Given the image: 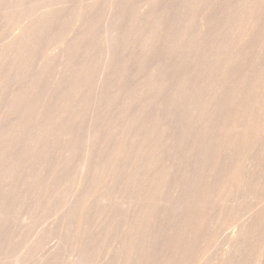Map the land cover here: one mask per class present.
Masks as SVG:
<instances>
[{
	"label": "bare ground",
	"instance_id": "1",
	"mask_svg": "<svg viewBox=\"0 0 264 264\" xmlns=\"http://www.w3.org/2000/svg\"><path fill=\"white\" fill-rule=\"evenodd\" d=\"M69 1L0 0L13 30L0 45V246L30 195L34 264H196L218 216L264 186V0ZM240 207L218 264H255L264 248V210ZM72 232L67 260L46 249Z\"/></svg>",
	"mask_w": 264,
	"mask_h": 264
},
{
	"label": "rangeland",
	"instance_id": "2",
	"mask_svg": "<svg viewBox=\"0 0 264 264\" xmlns=\"http://www.w3.org/2000/svg\"><path fill=\"white\" fill-rule=\"evenodd\" d=\"M86 0H70L69 1V5L68 6H70L71 8H74V7H76V5H79L80 3H83V2H85ZM104 0H101V3L103 2ZM102 5V4H101ZM101 11L98 13V16L100 17L101 15ZM12 28H11V25H10V23H9V19H8V10L5 8V7H2V6H0V45L3 43V42H6L8 39H10V37L12 36ZM52 50V49H51ZM49 51H50V49H49ZM79 142H78V145L80 146V144H81V140H80V138H79V140H78ZM262 144V143H261ZM76 153V154H75ZM78 153H80V154H78ZM74 156H72V158H71V162L69 163V173H68V177H67V179H66V181L65 182H68V183H70L71 185L73 184V186H69V184H67L66 183V185H67V187L69 188V189H72V190H68V188L66 187V189L67 190H65V187L63 186V188H64V190L62 189L61 190V192H60V194L61 195H63V196H65L64 194H62V192L63 193H65L64 191H66V196L65 197H67L69 194L68 193H73L72 191L74 190V188H72V187H74V183H72V178H74V177H72V176H75V175H73L74 173L76 174L77 173V171L79 170L78 168H80L78 165H80L81 164V161H82V153H81V147H78L77 149H76V151L74 152V154H73ZM76 155V156H75ZM81 156V157H80ZM77 157H79V158H77ZM76 159V160H75ZM79 159V160H78ZM78 161V162H77ZM261 162V161H260ZM260 162H258V165L256 164V168L259 166V164L261 165L262 164V162L260 163ZM264 162V161H263ZM72 166V167H71ZM78 166V167H77ZM77 169V170H76ZM262 170V172L260 171H258V170ZM257 171V172H256ZM71 172H72V174H71ZM255 172H256V174L258 173L260 176L263 174V164H262V167L261 166H259V168H257L256 170H255ZM261 173V174H260ZM257 174V178H256V176H254V180H255V182L257 181V184H255V185H258V182H259V175ZM69 176H71L70 178H69ZM69 180H71V182H69ZM109 180V181H108ZM107 181H106V183L104 184V185H106L107 184V186H103V187H101V190H99V191H105V188H109V187H111L112 186V184H113V181L109 178ZM110 180H111V182H110ZM74 181V180H73ZM253 183H254V181H252ZM110 183H111V186H109L110 185ZM261 184V183H260ZM261 187H262V185H260ZM259 185L257 186V187H260ZM256 186H253V188H254V190H253V192H255L254 194H253V192H252V190H251V192H249V194H246L247 196H243V198L241 199V203L237 206H235L234 208V210L236 211V212H234L233 211V208L232 209H230L231 211H233V212H231L230 210H227V212L225 211V216L224 215H222V216H224V218L221 216V215H219L218 216V218L216 219V223H218V224H215L216 226L215 227H218L217 225H219V227H222V228H220L221 229V233H219V234H221V235H219V234H216L217 232H219L218 231V228H215V227H212L213 229H208L207 231H206V234H205V237L203 236V238H202V242L200 241V244L198 243V245L195 247V250H196V248H197V250H199L200 248H201V250H199V251H201L200 252V255H201V253H202V256H201V258L199 257V261L196 263V264H202L201 262H204L205 260H207V261H205L203 264H218L220 261H217L218 260V258H219V260H220V256L218 255L219 253L217 252V251H220V250H222V247H223V244L225 243V245L227 246V244H226V241H223L224 239H225V236H227V233L229 234V235H231L232 233H233V231L235 230V223H233L234 221L233 220H235L236 219V217L234 216H232L233 214L234 215H236L235 213H238V211L237 210H239L238 208H239V206L241 205V207H240V209L241 210H243L242 212H244V211H246L247 209H249L250 207H252V206H254V209L256 208L257 209V207H259V208H262V210H264V204H262V203H264V201L263 202H261L262 200H264V197H262V196H264V186L261 188H257ZM259 190H257V189ZM256 189V190H255ZM261 191V192H260ZM258 192V193H257ZM252 195H251V194ZM260 193V194H259ZM262 193H263V195H262ZM259 194V195H258ZM254 195H255V198H254ZM257 195V196H256ZM27 196L29 197V199L27 198ZM70 196V195H69ZM249 196H253L252 198H250ZM60 197H62V196H60ZM258 197V198H257ZM259 197L261 198V200H258L259 199ZM245 198H247V200L245 199ZM27 199V202H28V200H29V203H27L26 204V202H25V200ZM24 200V201H23ZM31 200H33V198H31V196L30 195H26L25 197H24V199H22L21 201L19 200L18 202H20V206H21V203L23 204L24 202V204H23V206H21V207H19V205H18V207H16V205H15V203L16 204H19V203H17V202H15L14 203V206L17 208L16 209V211H14L13 212V209L15 210V207L13 206V208L11 209L12 210V212H13V214H12V212H11V214H9L10 216L8 217V219H13V220H15V221H11V220H7V222H6V226L5 227H7V225H8V223H9V225H8V227L6 228V230L8 229L9 230V227L11 228V230L9 231V232H6V234L8 235V236H6V234H5V238H4V241H5V243L3 242V244H2V246H0V264H34V263H36L37 262V259H38V256L37 255H40V253H38V252H34V250H32V251H30L31 249H32V247L30 248V246H31V244H32V241H33V239H34V234H35V231H36V225H35V217H36V213H34L35 212V210L33 209L34 207H35V204H34V207L32 208L31 207V205L33 206V204H32V202H35L34 200L31 202ZM65 200H66V198H65ZM251 200H253V201H251ZM23 201V202H22ZM56 201H59L60 202V204H56L57 202H55V204L54 203H51V204H49L50 206L52 205V204H54V206L52 205L51 207L48 205V208L47 209H43L44 211H42V213L43 214H45V215H43L44 216V220H42V222L43 221H45V219H47L45 222H43L44 224L45 223H47V222H52V221H56V219L58 218L59 219V217H60V214L62 213L61 211H62V209H63V205H62V203H61V200H56ZM250 201V203L251 204H253V205H250V203H248ZM256 203H255V202ZM255 204H254V203ZM261 202V203H260ZM246 203V204H245ZM247 203H248V205H250V206H246L247 205ZM25 204L27 205L26 207H29L28 209L26 208V207H24L25 206ZM259 204V205H258ZM30 205V206H29ZM45 205V204H44ZM55 205H59V206H55ZM23 207V208H22ZM62 207V208H61ZM238 207V208H237ZM22 208V209H21ZM24 208H25V211H24ZM34 210L33 212H31L32 211V209ZM18 209H20V211L22 210V213L23 214H25V212H27V216L25 215L24 216V218H23V220L24 221H21L22 219H21V217H20V214H21V212L19 211L18 213H17V210ZM31 209V210H30ZM51 209H52V211H51ZM60 209V210H59ZM237 209V210H236ZM245 209V210H244ZM30 210V211H29ZM50 210V211H49ZM54 210V211H53ZM240 210V211H241ZM24 211V212H23ZM37 211V210H36ZM58 211V212H57ZM52 212H54V214L52 213ZM213 213H215L214 211H212ZM230 212L232 213V214H230ZM14 213H17L16 215L14 214ZM31 214V215H29V214ZM46 213H48V214H46ZM94 214V216H92L93 214ZM91 214H90V220H92V221H90L91 223H92V225H94L95 223H96V221L95 220H97L98 219V216H96L97 214H96V210H94L93 212H92ZM98 213V212H97ZM230 215H229V214ZM50 214V215H49ZM221 214H224L223 212L221 213ZM11 215H12V217H11ZM14 215L16 216V217H14ZM52 215V216H51ZM229 215V216H228ZM263 215H264V213H263ZM22 216V215H21ZM48 216V217H47ZM54 216H56V217H54ZM96 216V217H95ZM228 216V217H227ZM232 216V217H231ZM15 219H14V218ZM29 217V218H28ZM32 217V218H31ZM46 217V218H45ZM50 217V218H49ZM93 217V218H92ZM94 217L96 218L95 220H94ZM227 217V218H226ZM229 217H231V218H234V219H231V218H229ZM20 218V219H19ZM51 218H52V220H51ZM220 218V219H219ZM223 218V219H222ZM227 220H229V221H225L226 219ZM263 218H264V216H263ZM28 219V220H27ZM57 219V220H58ZM222 219V220H221ZM221 220V221H220ZM223 220H224V222L226 223V226H225V224L224 225H221L222 223H223ZM9 221V222H8ZM16 221L18 222L17 224H16ZM26 221V222H25ZM34 223H33V222ZM94 221H95V223H94ZM232 221V222H231ZM11 222H13V225H12V223ZM21 222V223H20ZM11 223V224H10ZM20 223V224H19ZM27 223H30V224H27ZM43 223H41V225H44ZM91 223H90V225H91ZM220 223V224H219ZM230 225H229V224ZM21 224H23V226L21 225ZM25 224V225H24ZM228 224V225H227ZM232 224H234V225H232ZM262 224V223H261ZM17 225V226H16ZM27 225L29 226V228L27 227ZM40 225V226H41ZM92 225H91V227H92ZM31 226V227H30ZM13 227V228H12ZM14 227H15V229H14ZM19 227V228H18ZM17 228H18V230H17ZM26 228V229H25ZM38 228H39V226H38ZM27 229L29 230L28 232L30 233V236H29V233L27 232ZM216 229H217V231H216ZM233 229V230H232ZM7 230V231H8ZM12 230H13V233H12ZM20 230V231H19ZM22 230V231H21ZM26 230V231H25ZM209 230H210V232H209ZM214 230V231H213ZM216 231V232H215ZM22 232V233H21ZM25 232V233H24ZM208 232V233H207ZM12 235H11V234ZM15 233H17V234H15ZM73 233V232H72ZM231 233V234H230ZM23 234V235H22ZM25 234H27V235H25ZM71 234V233H70ZM70 234H68V237H66V235H65V233L62 235V241H60V240H58L59 238L58 237H56L55 235V237L53 236V238L49 241V243L47 244V247H46V249H49V247H50V245H51V248H53L52 246H56L57 244H58V247H59V250L60 251H58L59 252V259L61 258L62 259V257L64 258V259H66V257H67V259L70 257V253H71V251H69V250H71V249H73V244L71 243V242H73L74 240H70V238L72 239H75L74 238V236H75V234L73 233V235L71 234V237H70ZM210 234V235H209ZM25 235V238L23 237ZM33 237H32V236ZM213 235H215L214 237H213ZM219 235V236H218ZM11 236V238H9ZM15 236V239L13 238L12 239V237H14ZM19 236V237H18ZM23 237V238H21V240H20V237ZM28 236V237H27ZM218 236V237H217ZM27 237V238H26ZM31 237V238H30ZM33 238V239H32ZM55 238H57V239H55ZM69 238V239H68ZM214 238H216V240H214ZM217 238H219V239H217ZM17 239V240H16ZM221 239V240H220ZM10 240V241H9ZM14 240V241H13ZM58 240V241H57ZM65 240H68V241H71V242H69L70 244V246L72 247H70V246H68V241H65ZM213 241V242H215V243H213V242H211V241ZM9 241V242H8ZM17 243H16V242ZM22 241H24V242H22ZM28 241V242H27ZM207 241V242H206ZM221 241V242H220ZM7 242V243H6ZM15 242V243H14ZM20 242V243H19ZM56 242H58V243H56ZM61 242V243H60ZM64 242V243H63ZM9 243V244H8ZM22 243V244H21ZM203 243V244H202ZM220 243V244H219ZM16 244V245H15ZM21 245V248L19 247L20 245ZM56 244V245H55ZM64 244V245H63ZM67 244V245H66ZM205 244V245H204ZM210 244V245H209ZM257 244L258 243H255L254 244V246L256 245V248H257ZM4 245H6L5 247H4ZM30 245V246H29ZM208 245V246H207ZM213 245V246H212ZM10 246H11V248H10ZM19 248H18V247ZM29 246V247H28ZM62 246V247H61ZM65 246V247H64ZM68 246V247H67ZM200 246V247H199ZM219 248H218V247ZM226 246H224L223 248H226ZM254 246H253V248H254ZM262 246L264 247V243H262ZM3 247L6 249H3ZM70 247V248H69ZM205 247V248H204ZM210 247H212V248H210ZM215 247V248H214ZM28 248H30V250H28ZM50 248V249H51ZM62 248V249H61ZM65 248V249H64ZM218 248V249H217ZM255 248V249H256ZM258 248H260L259 247V245H258ZM3 249V250H2ZM20 249V250H19ZM67 249V250H66ZM207 249V250H206ZM210 249H211V251H210ZM220 249V250H219ZM62 250H63V252H62ZM194 250V251H195ZM213 250V251H212ZM3 251V252H2ZM8 251V252H7ZM16 251H18V252H16ZM65 251L67 252L66 253V256H65ZM199 251H197V252H199ZM206 251V252H205ZM12 252H13V254H12ZM29 252V253H28ZM30 252H32V253H30ZM70 252V253H69ZM204 252V253H203ZM208 252V253H207ZM210 252V253H209ZM261 253L259 254L260 256H258L259 258H261V256H262V254H263V258H261L260 260H259V258H258V262H256L255 264H257V263H259V264H264V253H262V252H264V248H262L261 247V251H260ZM15 253V254H14ZM19 253V254H18ZM27 253V254H26ZM61 253V254H60ZM64 253V255H62ZM26 254V255H25ZM32 255V257H31V255ZM68 254V255H67ZM192 254H193V252L191 253V256H192ZM204 254V255H203ZM12 255V256H11ZM14 255V256H13ZM23 255V256H22ZM61 255H62V257H61ZM216 255H218V256H216ZM21 256V257H20ZM37 257V259H36V257ZM95 256V258L93 257V259H91L90 261H89V263L88 264H91V262H92V264H95L96 263V261L97 260H99L98 258H100V256H98V258H96V255H94ZM207 256V257H206ZM213 256H215V258L216 259H214V257ZM12 257V258H11ZM25 257V258H24ZM35 257V258H34ZM208 257H211V258H208ZM14 258H16V259H14ZM252 258V259H251ZM8 259V260H7ZM22 259V260H21ZM28 259V260H27ZM33 259V260H32ZM60 259V260H61ZM63 259V260H64ZM66 259V260H67ZM95 259V260H94ZM202 259H204V260H202ZM211 260V262H209V260ZM10 260V261H9ZM12 260H15V261H12ZM35 260H36V262H35ZM62 260V261H63ZM65 260V261H66ZM93 260V261H92ZM202 260V261H201ZM262 260V261H261ZM251 261H253V262H251ZM261 261V262H260ZM95 262V263H94ZM98 262V261H97ZM218 262V263H217ZM251 264H253L255 261H254V259H253V257L252 256H249V258H247V257H245L244 259H242L241 261H240V264H249V263Z\"/></svg>",
	"mask_w": 264,
	"mask_h": 264
}]
</instances>
